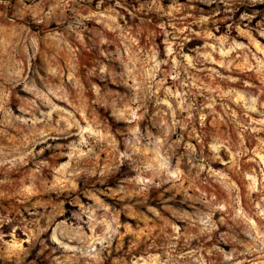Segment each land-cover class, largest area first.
I'll return each instance as SVG.
<instances>
[{"label":"rangeland","instance_id":"374dc122","mask_svg":"<svg viewBox=\"0 0 264 264\" xmlns=\"http://www.w3.org/2000/svg\"><path fill=\"white\" fill-rule=\"evenodd\" d=\"M0 264H264V0H0Z\"/></svg>","mask_w":264,"mask_h":264},{"label":"bare ground","instance_id":"6f19581e","mask_svg":"<svg viewBox=\"0 0 264 264\" xmlns=\"http://www.w3.org/2000/svg\"><path fill=\"white\" fill-rule=\"evenodd\" d=\"M103 163V162H102Z\"/></svg>","mask_w":264,"mask_h":264}]
</instances>
